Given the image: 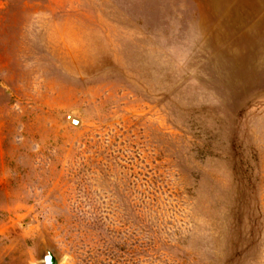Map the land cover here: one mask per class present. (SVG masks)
I'll use <instances>...</instances> for the list:
<instances>
[{
    "label": "rangeland",
    "instance_id": "obj_1",
    "mask_svg": "<svg viewBox=\"0 0 264 264\" xmlns=\"http://www.w3.org/2000/svg\"><path fill=\"white\" fill-rule=\"evenodd\" d=\"M45 247L264 264V0H0V264Z\"/></svg>",
    "mask_w": 264,
    "mask_h": 264
},
{
    "label": "water",
    "instance_id": "obj_2",
    "mask_svg": "<svg viewBox=\"0 0 264 264\" xmlns=\"http://www.w3.org/2000/svg\"><path fill=\"white\" fill-rule=\"evenodd\" d=\"M71 119L72 124H74L75 126L80 125V121L69 117ZM60 263V259L57 256V254L54 252L53 249H51L50 247H45L44 248V255H43V264H59Z\"/></svg>",
    "mask_w": 264,
    "mask_h": 264
}]
</instances>
